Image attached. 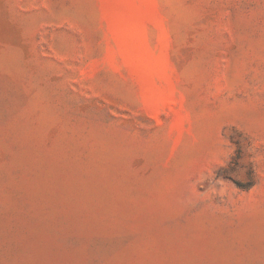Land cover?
<instances>
[{
    "label": "rangeland",
    "instance_id": "374dc122",
    "mask_svg": "<svg viewBox=\"0 0 264 264\" xmlns=\"http://www.w3.org/2000/svg\"><path fill=\"white\" fill-rule=\"evenodd\" d=\"M0 264H264V0H0Z\"/></svg>",
    "mask_w": 264,
    "mask_h": 264
}]
</instances>
